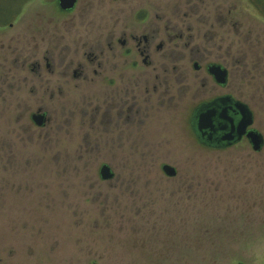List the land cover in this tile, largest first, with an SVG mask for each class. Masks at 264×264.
<instances>
[{"label":"rangeland","instance_id":"1","mask_svg":"<svg viewBox=\"0 0 264 264\" xmlns=\"http://www.w3.org/2000/svg\"><path fill=\"white\" fill-rule=\"evenodd\" d=\"M144 7L161 32L177 28L163 34L156 64H170L166 54L176 51L186 77L181 95L179 83L171 86L175 107L148 116L158 129L134 130L113 146L30 125L21 108L31 103L13 101L30 87L19 90L15 59L30 52L35 32L50 30L60 50L63 37L91 38L118 11L138 16ZM255 8L249 0H79L64 12L57 0H30L0 29V264H264V144L258 152L246 139L209 148L187 124L189 106L228 92L249 106L264 138V20ZM227 48V86L207 92L214 82L189 56L220 62ZM103 163L110 180L99 176Z\"/></svg>","mask_w":264,"mask_h":264},{"label":"flooded vegetation","instance_id":"2","mask_svg":"<svg viewBox=\"0 0 264 264\" xmlns=\"http://www.w3.org/2000/svg\"><path fill=\"white\" fill-rule=\"evenodd\" d=\"M28 2L23 0L6 25L14 24ZM78 3L79 0L72 9L64 12L73 11ZM141 10L138 16L118 11L111 17L113 21L109 22L110 27L104 24L103 30L91 38H83L79 34H74L71 38L63 37L60 50L55 48L56 45L53 46V33L50 30L35 32L34 39H31L30 52L24 54L17 51L15 59L16 61L19 59V64L15 66L17 69L15 76L19 78L17 82L20 86L19 90L24 85L30 84V87L29 91L25 92L28 94L27 97L17 96L13 101L18 105L31 103L30 106L21 108V114L28 112L30 125L39 130H46L47 133L51 131L52 134L69 137L78 133L88 137L90 135L106 137L108 139L101 138L100 141H104L105 145L113 144V146L122 145L128 140V133L134 130L145 129L146 132L158 129L159 120H152L156 121V125L153 126L151 120H147L148 116L154 114L160 119L157 113H153L154 111H159L167 105L170 109L175 107L173 102L175 94L171 86L176 82L179 83L181 87H178L176 92L181 95L185 88L181 85L182 80H186V77L180 73L182 66L178 62L182 56L176 51L166 54L165 59L171 61L170 64L163 61L158 64L155 62L156 55L164 50L163 34L171 28L176 30L177 28L163 25L166 30L163 33L161 26L147 21L145 7ZM6 25L0 26V29ZM175 35L180 44L183 34L181 31H176ZM172 40L173 38L170 37L167 42ZM42 45L45 49L40 52L39 48ZM224 54L220 62L207 61L204 54L189 56L193 69L204 72L214 82V85L206 87L207 92H212L216 86L221 88L227 86L229 71L224 58L228 56V48ZM214 63L227 70V81L223 86L217 84L208 71V67ZM205 75L201 78L203 86L208 82ZM9 90H12V86H9ZM37 95L39 99H36ZM210 95L204 99L201 97L200 102L196 101L188 107L187 124L196 140L214 149L231 147L243 139L250 144L246 134L237 140L236 126L241 115L238 111H232V103L226 100L227 97L233 100L239 99L228 92H214ZM1 96L3 100L7 98L5 92ZM203 104L216 106L217 113L214 118V132L208 131L200 140L192 120L199 106ZM222 109H225L227 114L224 119L218 117ZM230 117L233 120L232 124ZM252 125L253 123L247 130L255 129ZM69 141L70 139L67 138L64 143L68 144ZM100 141L97 139L95 145H99ZM66 144L65 146L68 147ZM86 145H90L87 140Z\"/></svg>","mask_w":264,"mask_h":264},{"label":"water","instance_id":"3","mask_svg":"<svg viewBox=\"0 0 264 264\" xmlns=\"http://www.w3.org/2000/svg\"><path fill=\"white\" fill-rule=\"evenodd\" d=\"M76 1L77 0H58V4L61 9L69 10L74 7ZM208 71L213 76L217 84L221 86L225 85L227 81V70L225 68L214 63L208 67ZM226 100H229L232 103L231 110L234 112L238 111L241 115V118L236 126L237 140H240V138L246 134L251 144V148L257 152L260 151L264 144L263 135L256 129L247 130L248 126L253 123L251 110L246 103L239 100H233L231 97H227ZM215 107H213L212 104H203L199 106L198 111H196L193 116L192 124L194 125L200 140H202L201 136L205 137L208 131L214 132V118L217 113V109ZM226 115L225 109H222L218 117L224 119ZM230 123H233L232 117H230ZM162 171L169 177L176 175V169L169 164H164L162 166ZM99 175L101 179L109 180L113 177V172L107 164H103L99 169Z\"/></svg>","mask_w":264,"mask_h":264},{"label":"trees","instance_id":"4","mask_svg":"<svg viewBox=\"0 0 264 264\" xmlns=\"http://www.w3.org/2000/svg\"><path fill=\"white\" fill-rule=\"evenodd\" d=\"M259 10L264 11V0H249ZM23 0H0V26L6 25L11 21L19 9Z\"/></svg>","mask_w":264,"mask_h":264},{"label":"crops","instance_id":"5","mask_svg":"<svg viewBox=\"0 0 264 264\" xmlns=\"http://www.w3.org/2000/svg\"><path fill=\"white\" fill-rule=\"evenodd\" d=\"M254 8L256 9V13L262 18V20H264V11L259 10L257 6H254Z\"/></svg>","mask_w":264,"mask_h":264}]
</instances>
